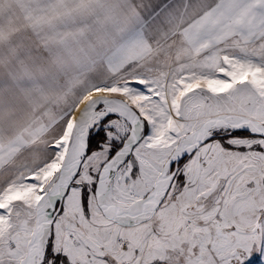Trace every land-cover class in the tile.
I'll return each instance as SVG.
<instances>
[{
	"label": "snow or ice",
	"instance_id": "snow-or-ice-1",
	"mask_svg": "<svg viewBox=\"0 0 264 264\" xmlns=\"http://www.w3.org/2000/svg\"><path fill=\"white\" fill-rule=\"evenodd\" d=\"M0 264H264V0H0Z\"/></svg>",
	"mask_w": 264,
	"mask_h": 264
}]
</instances>
